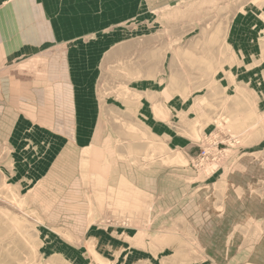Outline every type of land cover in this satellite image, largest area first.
Here are the masks:
<instances>
[{"label": "rangeland", "instance_id": "obj_1", "mask_svg": "<svg viewBox=\"0 0 264 264\" xmlns=\"http://www.w3.org/2000/svg\"><path fill=\"white\" fill-rule=\"evenodd\" d=\"M17 1L0 264H264V0Z\"/></svg>", "mask_w": 264, "mask_h": 264}, {"label": "crops", "instance_id": "obj_2", "mask_svg": "<svg viewBox=\"0 0 264 264\" xmlns=\"http://www.w3.org/2000/svg\"><path fill=\"white\" fill-rule=\"evenodd\" d=\"M20 2L6 4L0 0V75L1 71L7 70V61H11L14 51H22L27 46H15L12 43V34H18L16 17L19 15ZM15 21V23H14ZM3 75V74H2Z\"/></svg>", "mask_w": 264, "mask_h": 264}]
</instances>
